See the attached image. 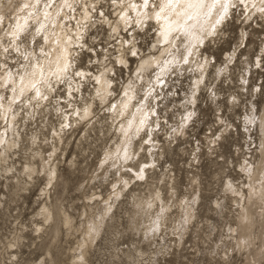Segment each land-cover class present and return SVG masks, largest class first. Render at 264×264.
Here are the masks:
<instances>
[{
	"label": "rangeland",
	"instance_id": "1",
	"mask_svg": "<svg viewBox=\"0 0 264 264\" xmlns=\"http://www.w3.org/2000/svg\"><path fill=\"white\" fill-rule=\"evenodd\" d=\"M95 2L83 44L73 47V72L55 85L47 104L35 106V112L19 110L16 133L9 136L20 135L19 146L6 150L9 157L0 165V264H245L246 251L233 237L237 193H247L244 168L259 158L263 16L247 12L241 2L231 8L229 18L200 47L207 70L195 92L200 71L193 63L173 60L165 74L158 69L148 74V82L137 80L140 60L168 45L156 42L152 21L143 30L132 22L112 32L105 18L117 20L115 2ZM6 14L10 19L12 10ZM40 42L21 39L31 48ZM186 46L187 41L179 45L183 53ZM121 50L126 66L119 61ZM6 53L9 59H0L9 69L24 62L23 54L11 48ZM110 68L108 100L96 98L92 115L72 125L75 107L94 93L95 76ZM129 84L136 86L134 110H145L144 125L128 145L135 154L119 163L106 159L119 140L110 108ZM8 124L0 116V133ZM55 132L62 135L60 144ZM55 146L61 163L54 184L44 174L30 180L19 173L30 160L40 170L34 151L41 148L49 156ZM7 164L16 170L5 172ZM187 203L189 218L182 215ZM46 204L54 222L41 216ZM63 213L70 215V226L63 224Z\"/></svg>",
	"mask_w": 264,
	"mask_h": 264
},
{
	"label": "bare ground",
	"instance_id": "2",
	"mask_svg": "<svg viewBox=\"0 0 264 264\" xmlns=\"http://www.w3.org/2000/svg\"><path fill=\"white\" fill-rule=\"evenodd\" d=\"M17 1L0 0V26L4 27L5 22L7 24L6 28H2V31H0V57L8 58L6 52L11 48L19 56L23 54L21 56L24 58L23 63H17L16 70L9 69L7 62L0 59V116L3 122L7 121L9 123V127L0 133V165L7 162L9 156L6 150L19 146L18 139L20 135L17 134V137L9 138L10 135L16 133L15 122L18 124L19 110L26 107L31 112H35V106L38 110L47 104L51 101L49 97L54 92L55 85L59 84L62 79L68 78L69 73L73 72L72 65L77 59L73 47L83 44L84 33L93 19L90 10H94L96 4L95 0ZM238 2L243 4L247 12H260L264 18V11H262L264 10V0H230L225 18H229L231 8ZM160 3H162V0H149V6L145 8L143 7V0L117 1L114 4L117 20L111 22L105 18L106 25L109 26L112 32H116L120 27L126 28L132 25V22L141 26V30L148 25V22H154L157 34L156 42L168 46L165 47L166 49H158V55H149L140 60V64L134 72L136 79L148 82L149 73L160 69L161 73L165 74L167 71L165 69L173 66V60L180 61L181 65L187 61L185 64L193 63L200 71V76L194 78L193 83L195 92H198L207 70L206 59H200V47L208 37L216 34L221 24H216V20L222 10L217 4L216 7L211 8L210 14L205 15L209 12L208 7H205L201 10L199 16L194 15L191 19L166 11L161 14L158 20L156 13L160 11L158 7ZM205 3L210 6L212 0H205ZM132 4H136V7L132 8ZM77 7L80 10H76ZM9 9L12 10L10 19L6 14ZM130 15L133 18H130ZM72 21H74V24H72ZM176 34H178L177 38L174 37ZM23 36H29L32 42L39 40L41 42L32 48L27 47L21 43ZM184 41H187V51L183 53L179 45ZM153 48L156 49L157 46L155 45ZM6 49L7 51H5ZM137 49V46L134 45L133 50L136 51ZM119 61L125 66L129 63L123 50L120 51ZM65 65H67V70L61 71L65 68ZM112 72L113 69L110 68L95 76L97 86L94 93L90 101L83 99L81 108L75 107L74 116H77V118L73 119L72 125H76L80 120L88 119L92 115L96 98L103 101V103L108 100L112 85L109 74ZM80 73L85 75L84 72ZM71 85L72 83H67L69 93L73 89ZM37 89L39 94H37ZM135 89L134 84L127 85L124 88L122 97L110 108L112 124L118 125L119 140L107 153L106 159L115 158L119 160V163H125L135 154L129 146L132 145L135 134L142 130L144 122L141 123V121H144L145 117L143 107L134 110V100L137 96ZM192 100L195 101V98L193 97ZM57 105L60 109V105ZM30 111L26 112V117L32 116ZM256 124L260 132L259 158L255 163H248L244 168L247 178V193H237L238 196L241 195L238 198L239 200L236 199L240 211L237 216V228L234 229L237 234L233 237L236 246L246 251L245 264L264 262V105ZM9 132L10 134H8ZM55 136L60 144L63 140L62 135L55 132ZM56 150L57 147H53L49 156L44 155L41 148L35 150L33 158L34 161L35 159L40 160L41 169H37L38 167L36 168L34 162L32 161V164L30 160L19 173L26 175L30 180L44 174V179L48 181V184H54L58 178L61 163L58 158H55ZM70 163L71 165L74 164L72 160ZM3 167L5 172H12L15 169L14 166L8 164ZM31 184L33 185V183ZM45 193L48 194L49 191ZM144 208H147V204ZM108 210V207L105 208V212H108ZM52 211L49 205H44L41 216L45 222H54ZM182 215L188 218L191 215L188 203L185 206V213ZM162 216L163 214L160 213L158 218ZM63 224L65 226L71 225L70 215L63 213Z\"/></svg>",
	"mask_w": 264,
	"mask_h": 264
},
{
	"label": "snow or ice",
	"instance_id": "3",
	"mask_svg": "<svg viewBox=\"0 0 264 264\" xmlns=\"http://www.w3.org/2000/svg\"><path fill=\"white\" fill-rule=\"evenodd\" d=\"M115 2V0H113ZM219 4L221 8V14L219 18L216 20V24H220L222 20L227 16L228 8L230 6V0H212V4L206 5L205 0H162V3L158 5L160 11L156 13V18L159 20L162 13L166 11L174 12L177 16H183L187 19L193 18L194 15L199 16L201 14V10L205 7H208L209 12L205 13V15L210 14L211 8L216 7ZM149 6V0H143V7L147 8ZM132 8L136 7V4L131 5ZM264 11V10H262ZM103 15V13H101ZM167 35V33H165ZM7 51V49L5 50ZM133 56L136 55L135 52L131 53ZM187 61H185L186 63ZM67 65L61 71H66ZM76 75H82V73H76ZM37 94H39V90L37 89ZM143 123V121H141ZM142 178V177H141Z\"/></svg>",
	"mask_w": 264,
	"mask_h": 264
}]
</instances>
